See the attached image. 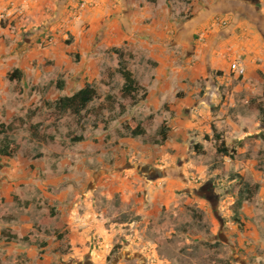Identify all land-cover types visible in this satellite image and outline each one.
Returning a JSON list of instances; mask_svg holds the SVG:
<instances>
[{
	"label": "crops",
	"instance_id": "crops-1",
	"mask_svg": "<svg viewBox=\"0 0 264 264\" xmlns=\"http://www.w3.org/2000/svg\"><path fill=\"white\" fill-rule=\"evenodd\" d=\"M244 1L247 0H0V14L15 4L26 16L23 22H19L17 15L7 22L0 20V125L5 126L4 136L13 132L14 126L29 123L30 135L36 138L33 134L39 127L35 131L34 127L42 125L39 115L43 104L51 107L50 96H44L40 87L49 83L45 77L48 81L53 76L61 77L53 83L58 87L55 101L87 84L96 89L109 68L108 50L121 48L130 52L124 56L125 65L142 88L135 96L140 91L147 95L127 113H136L142 108L154 113L152 123L159 122L157 132L167 121V139L160 145L155 144L153 151L149 146L138 150L139 137L122 135L120 127L125 121L137 122L138 118L126 115L111 123L102 121L100 124L106 130L89 127L87 132L89 137L103 133L98 158L101 164L98 172H92L89 164L85 170L102 174L104 181L99 185L108 199L129 188L128 175L137 170L136 165L150 167L159 174L176 171L178 179L169 173L164 175V180L184 185L188 169L196 163L192 159V142L202 145L201 136L210 135L213 125L221 129V116L225 117L226 108L233 109L228 123L234 141L239 143L252 135L247 126L252 97L261 96L264 91L261 87L264 83V7L262 0H256V13L249 15L235 7ZM81 3L85 7L77 21L73 16ZM187 13L191 15L189 19H185ZM48 35L54 37V43L47 48L39 47L41 39ZM70 40L73 41L69 43ZM73 58H80L79 63L73 64ZM45 60L53 61L55 69L42 70ZM114 61L110 66L118 75L119 59ZM234 62L245 68L243 76L231 72ZM14 71L17 74L11 80ZM124 82L122 78L121 88ZM106 89L111 93L108 86ZM108 97L106 94L102 99ZM241 107L243 113L238 111ZM141 123L147 133L146 124ZM109 144L114 146L108 148ZM243 149L239 147L237 152L244 153L246 149ZM16 155L0 156V200L3 202L0 209L23 203L29 208L32 204L37 207L44 196L43 183L26 176L37 171V165L33 168L32 160L16 158ZM127 157L129 160L124 161ZM135 158L138 161L133 162ZM229 161H233L232 157ZM233 163L235 173L242 177L250 174L251 162L243 161L236 166L235 160ZM199 171L205 170L201 167ZM71 188L70 185L64 192L59 194L57 190L48 196L51 201L42 216L44 225L37 226L52 223L54 229L49 235L45 230H36L35 221L23 214L18 220L0 226V264H43L40 253L44 252H50L56 263L73 259L70 252L79 243L86 242L90 231L77 227L88 223L75 216L76 199L66 197ZM29 190L35 192L30 202ZM259 196L264 201V184ZM62 209L68 210L67 217ZM49 211L53 217L45 219ZM6 234H15L18 239H9ZM26 237L27 241L22 240Z\"/></svg>",
	"mask_w": 264,
	"mask_h": 264
},
{
	"label": "rangeland",
	"instance_id": "rangeland-1",
	"mask_svg": "<svg viewBox=\"0 0 264 264\" xmlns=\"http://www.w3.org/2000/svg\"><path fill=\"white\" fill-rule=\"evenodd\" d=\"M261 3L264 7V0ZM81 12L77 8V13ZM185 15V19L191 17L190 13ZM114 50H120L124 56L130 53L121 48ZM114 50H108V71L103 74L99 82L101 85L96 86L97 98L85 111L74 115L54 108L58 87L53 83L61 80V77L53 76L49 81L45 77L49 83L40 87L43 88L44 96H50L51 107L43 104L39 115L42 127L36 130V138L32 139L30 135L29 123L14 126L13 132L6 136L19 145L16 158L32 160L33 168L37 165V171H30L26 176L27 179L43 183L44 196L37 207L32 204L29 208L24 203L4 206L0 209V226L18 220L23 214L35 221L36 230H45L49 235L54 225L41 226L44 225L42 216L49 209L47 205L51 201L48 196L57 190L60 194L71 185V193L66 197L70 200L75 197V216L88 223L77 227L79 230L88 229L90 236L85 238V243H79L70 252L72 260L56 263L52 261L50 252H44L40 253L41 259L45 261L43 264H264V201L259 196L261 184H264V83L261 86L262 95L252 97L250 123L247 122L251 128L248 131L252 134L250 138L239 143L234 141L228 123L233 109L226 108L225 117L221 116V129L213 125V133L211 130L210 135L201 136L202 145L192 142V159L196 163L188 169L184 185L178 181L169 184V180H164V175L169 173L178 179L176 171L159 174L150 170V167L136 165L137 170L128 175L131 182L129 188L108 199L103 195L105 190L99 185L104 181L100 176L102 174L85 170L89 164L92 172H98L101 164L98 158L102 150L103 133L89 137V127L100 122L103 124L102 121L106 120L111 123L113 119H122L126 115L144 123L150 116L154 117V113H148L145 108L136 113H127L128 109L144 101L147 95L143 97L145 92L140 91L135 102L122 96L123 77L121 74L116 75L110 66L115 59H119ZM73 60V64H78L80 58ZM225 67L227 69L228 64ZM41 69H55V64L45 60ZM50 76L48 74V78ZM106 86L111 93L106 92ZM106 94L109 97L103 100ZM238 111L244 112L242 107ZM126 124L127 121L120 126L123 129L121 134L130 136L125 129ZM151 124L146 125V135L137 138L138 150L148 146L154 150L159 122ZM79 134L86 136L84 142H73L72 138ZM216 135H219V140ZM206 136L209 140L205 139ZM196 144L200 148L196 149ZM221 144H224L229 155L217 152ZM113 146L107 145L108 148ZM239 147L246 149L245 152H237ZM38 154L41 155L35 161ZM230 157L233 161H229ZM132 160L136 162L138 158ZM234 160L235 166L243 161L251 162L250 174L242 177L235 173ZM201 167L204 173L199 171ZM29 193L28 202L35 196L34 191L29 190ZM240 196L249 198L242 202V207L238 206ZM66 211H61L65 217L68 216ZM235 214L240 217L242 224L234 221ZM37 242L40 243L38 239ZM115 246L117 249L112 252Z\"/></svg>",
	"mask_w": 264,
	"mask_h": 264
},
{
	"label": "trees",
	"instance_id": "trees-1",
	"mask_svg": "<svg viewBox=\"0 0 264 264\" xmlns=\"http://www.w3.org/2000/svg\"><path fill=\"white\" fill-rule=\"evenodd\" d=\"M150 2H155V0H149ZM187 1V0H185ZM116 52V54L119 57V69L118 72L121 74V76L124 78L125 82L124 85L121 88V94L123 97L125 98H130L133 102L136 101V96L135 93L137 92V90H141L142 88L137 84L136 80L133 78L132 73L127 70V68L125 67V61H124V54L123 52H121L120 50H114ZM17 74V71H14L11 75H10V79H14L15 76ZM146 96V93L143 95V97ZM97 98V91L96 89L90 85L87 84L85 85L82 89H80L79 91L75 92L74 94L70 95V96H62L60 98H58L55 101L54 107L62 112V113H72L74 115H79L82 111H85L87 109V107L89 106V104H91L94 99ZM153 120V116H150L147 121L145 122L146 125L151 124ZM145 125V126H146ZM144 125L141 122H136L135 120L132 121H128L126 124V129H128V131L130 132L132 137H140V136H145L146 135V130L143 127ZM40 127L39 125L34 127V131ZM100 129L103 128L104 130H106V126L101 125L100 123L97 124H93L90 126V129ZM168 122L164 121L162 123V125L160 126L157 135H158V139L154 141V144H162L166 139H167V135H168ZM5 134V126L3 124L0 125V156H4V157H9L12 158L14 157L19 150V145L18 143H16L15 141H11L9 139L6 138ZM1 136H4L3 138H1ZM34 137H36V134H33ZM217 140H219V135L215 136ZM206 140H209V137L206 136L205 137ZM84 140V135L83 134H79V135H75L72 138L73 142H81ZM195 148L198 149L200 148L199 144L195 145ZM217 152L221 153V154H225V155H229L228 150L225 148L224 144H221L220 146L217 147ZM41 154H38L36 157H40ZM249 198L247 197H242L240 196L239 198V202H238V206L242 207V202H244L245 200H248ZM18 200V197L15 196V201ZM3 205V202L0 200V207ZM51 216V217H50ZM53 214L52 212H48L46 214L45 219H49L52 218ZM234 221L237 223H241V219L240 217H238V215L234 216ZM242 224V223H241ZM240 224V225H241ZM7 237L9 239H18L17 236L15 234H6ZM22 240L27 241L28 237L23 238ZM117 249V246H115L112 250V252H114Z\"/></svg>",
	"mask_w": 264,
	"mask_h": 264
},
{
	"label": "built area",
	"instance_id": "built-area-1",
	"mask_svg": "<svg viewBox=\"0 0 264 264\" xmlns=\"http://www.w3.org/2000/svg\"><path fill=\"white\" fill-rule=\"evenodd\" d=\"M85 7L84 3L79 4L78 9L81 11ZM17 15L19 22H23L26 19L25 12L21 7L15 6V4L10 5V7L0 14V20L2 22H7L12 20ZM74 17L76 20H80L81 14L75 13ZM18 22V21H17ZM18 22V23H19ZM54 43V37L51 35L45 36L39 42V47L47 48ZM231 71L238 76H243L245 74V68L237 62L231 65Z\"/></svg>",
	"mask_w": 264,
	"mask_h": 264
},
{
	"label": "flooded vegetation",
	"instance_id": "flooded-vegetation-1",
	"mask_svg": "<svg viewBox=\"0 0 264 264\" xmlns=\"http://www.w3.org/2000/svg\"><path fill=\"white\" fill-rule=\"evenodd\" d=\"M255 0H247L244 1L243 3H236L235 7L239 10L242 9V11L247 12L249 15H255V6H254Z\"/></svg>",
	"mask_w": 264,
	"mask_h": 264
}]
</instances>
